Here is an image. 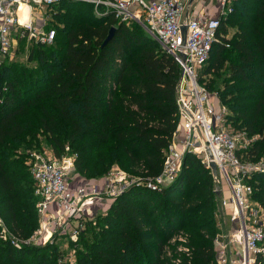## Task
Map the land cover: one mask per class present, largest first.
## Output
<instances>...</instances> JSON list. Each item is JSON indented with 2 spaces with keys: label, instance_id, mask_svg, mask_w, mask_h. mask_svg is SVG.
I'll return each instance as SVG.
<instances>
[{
  "label": "trees",
  "instance_id": "1",
  "mask_svg": "<svg viewBox=\"0 0 264 264\" xmlns=\"http://www.w3.org/2000/svg\"><path fill=\"white\" fill-rule=\"evenodd\" d=\"M61 5L67 12L60 39L55 33L51 44L34 43L24 65L13 60L17 54L0 65V89L6 87L0 218L21 239L37 229L34 182L18 150L42 135L57 158L68 144L81 175L101 178L117 166L142 180L85 222L77 240H70L77 245L71 264H217L211 231L217 199L200 159L186 153L174 181L155 191L145 185L160 176L178 126L179 65L138 23L91 21V4L62 1L54 7ZM232 7L220 21L201 81L212 73L216 79L206 87L228 109L227 122L257 137L238 152L253 162L264 154V0H233ZM84 15L86 20L70 21ZM111 26L114 36L102 45ZM245 181L264 210V172ZM182 232L186 238L179 241ZM53 242L28 246L0 239V264H63ZM253 264L264 260L257 256Z\"/></svg>",
  "mask_w": 264,
  "mask_h": 264
},
{
  "label": "built area",
  "instance_id": "2",
  "mask_svg": "<svg viewBox=\"0 0 264 264\" xmlns=\"http://www.w3.org/2000/svg\"><path fill=\"white\" fill-rule=\"evenodd\" d=\"M62 1L91 4L96 15L111 17L117 23H138L160 49L177 62L180 77L176 84V103L181 131L178 128L173 134L160 176L147 179L145 185L155 191L160 184L172 181L186 153L199 158L210 172L213 162L216 166V174L212 175L213 191H218L222 181L227 185L230 196L223 199L222 204L232 206V220L239 227L238 238L243 240L240 260L215 248L217 264H237L238 261L253 264L257 256L264 260V210L249 197L252 188L245 181L254 172H264V162L242 160V155L238 154L256 137L230 128L228 109L220 102L217 92L207 89L205 77L201 81L199 73L209 58L212 44L218 41L221 19L233 10V0H218L219 12L213 17L190 11L189 0H0V65L6 58L14 57L17 39L29 37L40 44L53 42L56 30L51 26L43 28L44 17L41 21L38 18L36 25L35 18L39 11L49 15L52 7ZM21 5L27 9L23 21L19 17ZM5 91L3 86L0 103ZM175 136L180 141V151L175 148ZM42 154L32 151L27 162L37 197V229L31 237L21 239L12 234L0 218V239L12 245L37 243L35 239L41 242L45 236L48 242L60 237L75 242L87 220L100 211L105 212L128 188L142 183L141 178L125 177L127 174L115 166L98 182L72 184L68 176L70 165Z\"/></svg>",
  "mask_w": 264,
  "mask_h": 264
},
{
  "label": "rangeland",
  "instance_id": "3",
  "mask_svg": "<svg viewBox=\"0 0 264 264\" xmlns=\"http://www.w3.org/2000/svg\"><path fill=\"white\" fill-rule=\"evenodd\" d=\"M50 11L51 12L49 15L48 14L45 15L44 13H42V12L40 13V11H39V13L36 14L37 17L35 18V24L37 25L38 20L40 19V21H41L44 17L46 25L43 28L47 29L51 26L52 28H54L56 30V33L59 34L58 38L60 39L61 35H62L60 30L65 27V23L62 22L61 17L65 14V12H67V7L63 6V5H61L59 7H52V9ZM87 16L90 17L91 21H96L97 19H101V18L103 20V17L96 15L94 13V11H91L90 13H88ZM78 17L79 16H74L73 19L70 21L75 23V22H79L80 20H82V18H85V20H86V15L81 16L80 19H78ZM107 23H109V22H107ZM133 23L134 22H131V23H128L127 25L132 27ZM233 32H234V28H229L227 36L230 37ZM21 40H23V41H21ZM56 41H58V40H56ZM56 41L52 45L53 48H58ZM34 43L35 42L32 39H30L29 37H26L23 39H17L15 44H14V47H15L14 56L16 54L17 55L13 58V60H17L18 61L17 63H19V65L26 64L27 63L26 62L27 55H28L30 49L34 46ZM31 65H32V63H31ZM203 68H204V66L199 70V73L201 75H203V72H202ZM204 77H205L206 81H209V79H211V78L216 79V77H214V75L212 73L205 74ZM178 128L179 127L177 126L176 129H178ZM230 128H232V130L233 129L238 130V129H236L235 126H231ZM178 130L181 131L180 128ZM175 137L177 139V141L174 142L175 148L178 151H180L181 150L180 141L178 140V136H175ZM32 144L33 145H30V147H25L22 150H18V153L22 152L21 155H23V157L18 158V160H24L26 165H27V162L29 161V157H30V154L32 153V151L33 152L34 151L41 152L44 154V156L46 158L60 159L62 161V163L70 165V170L68 172V176H69V181H71L72 184H74V182H81V181H88V182L95 183V182H98L101 179H103L108 174V173H106V174L102 175L101 178H99L100 176H94V175H88V174L81 175L78 172H76V170L74 168V160L76 158V153L69 148L68 144L65 145L64 154L62 155L61 158H57L54 155L53 149L49 145L48 139L43 137L42 135H38L36 142L32 143ZM182 160H183V157L181 159V163L179 162L180 163L179 170L181 168ZM256 161H263L264 162V154H262V156L259 159H257ZM72 164H73V166L71 167ZM176 164H178L177 161H176ZM114 167H113V169H114ZM118 168L120 170L124 171L120 167H118ZM179 170L177 171L174 179L176 178ZM210 173H211V176L214 175V174H212V171ZM125 177H128V175H125ZM174 179L172 181H174ZM215 195H216V199H217L216 207H215V214H214L215 215V223L211 229L212 237H213V243H215V240L217 238V242L214 244V247L218 250L225 251L228 256H231V258H236L237 260H240L241 259V252H242V248H243V240L241 237L238 238V228L239 227L232 220V217H233V216H231L232 206L229 205V206L225 207L222 204L223 199H227L230 196V191H229V189H228V187L224 181H222V183L220 184L218 191H215ZM249 197L253 201H255L252 198V194H250ZM107 208H105V209H107ZM185 238H186V236L183 232L180 233L179 235H177V239L179 241L185 240ZM35 240H36L35 242H37V243L30 242L26 245H28V246L29 245L30 246L31 245H33V246H44L47 244H52L50 241L48 242V239L46 236L44 237V240H41V242H39L38 239H35ZM54 244L58 246L56 253L60 254V256L58 257L59 259L57 258V260L63 264H66V263L71 264L72 258L74 260L76 253H77L76 243H70V239L67 237H60L58 239L57 243H54ZM46 253L52 254V251L49 250V251H46ZM237 264H239V261Z\"/></svg>",
  "mask_w": 264,
  "mask_h": 264
},
{
  "label": "crops",
  "instance_id": "4",
  "mask_svg": "<svg viewBox=\"0 0 264 264\" xmlns=\"http://www.w3.org/2000/svg\"><path fill=\"white\" fill-rule=\"evenodd\" d=\"M218 0H189V10L207 17L217 16L219 12Z\"/></svg>",
  "mask_w": 264,
  "mask_h": 264
},
{
  "label": "water",
  "instance_id": "5",
  "mask_svg": "<svg viewBox=\"0 0 264 264\" xmlns=\"http://www.w3.org/2000/svg\"><path fill=\"white\" fill-rule=\"evenodd\" d=\"M115 30H116V27L115 26H111L109 31H108V34L107 36L105 37L102 45H105L108 41H110V39L114 36V33H115ZM186 31V27L183 26L182 27V32L185 33ZM210 167H211V171H212V174H216V166L213 162L210 163Z\"/></svg>",
  "mask_w": 264,
  "mask_h": 264
},
{
  "label": "bare ground",
  "instance_id": "6",
  "mask_svg": "<svg viewBox=\"0 0 264 264\" xmlns=\"http://www.w3.org/2000/svg\"><path fill=\"white\" fill-rule=\"evenodd\" d=\"M20 10H21V11L19 12L20 21H23L24 19H26L27 9H26L25 6L21 5Z\"/></svg>",
  "mask_w": 264,
  "mask_h": 264
}]
</instances>
